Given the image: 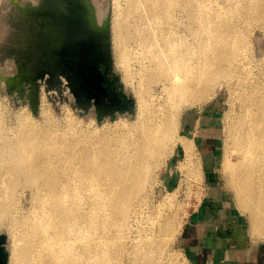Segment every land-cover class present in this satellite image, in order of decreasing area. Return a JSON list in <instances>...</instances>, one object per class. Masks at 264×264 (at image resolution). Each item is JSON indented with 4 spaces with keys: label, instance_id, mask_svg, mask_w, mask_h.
<instances>
[{
    "label": "bare ground",
    "instance_id": "6f19581e",
    "mask_svg": "<svg viewBox=\"0 0 264 264\" xmlns=\"http://www.w3.org/2000/svg\"><path fill=\"white\" fill-rule=\"evenodd\" d=\"M6 3L0 0V80L7 85L3 72L18 69L4 57L8 36L1 34L14 27ZM91 4L103 24L110 1ZM111 5L114 69L135 100L133 117L97 126L91 111L84 125L71 110L75 98L63 75L38 82L41 122L23 107L10 124L0 99V225L19 232L10 236L9 264H187L171 249L183 229V181L156 202L155 216L154 185L171 170L178 147L183 156L175 168L185 176L186 195L203 184L196 143L180 133L179 122L187 107L223 86L233 116L219 170L236 207L249 214L252 235L264 236V56L251 49L255 31L264 33V0ZM131 44L143 47L147 84L126 64ZM49 83L60 93L47 92Z\"/></svg>",
    "mask_w": 264,
    "mask_h": 264
},
{
    "label": "water",
    "instance_id": "95a60500",
    "mask_svg": "<svg viewBox=\"0 0 264 264\" xmlns=\"http://www.w3.org/2000/svg\"><path fill=\"white\" fill-rule=\"evenodd\" d=\"M25 3L29 14L16 23L12 46L3 51L4 57L17 64V80L23 82L21 97L26 84L32 92L33 114H39L38 82L47 74L53 79L65 76L75 98L73 108L84 115L93 111L99 124L107 118L114 121L119 115L134 114L135 100L125 93L114 69L110 16L100 25L91 0ZM5 79L8 89L12 83ZM49 84L47 92L57 89ZM6 243V236L0 235V264H9Z\"/></svg>",
    "mask_w": 264,
    "mask_h": 264
},
{
    "label": "rangeland",
    "instance_id": "374dc122",
    "mask_svg": "<svg viewBox=\"0 0 264 264\" xmlns=\"http://www.w3.org/2000/svg\"><path fill=\"white\" fill-rule=\"evenodd\" d=\"M110 1V9L109 14L112 15V0ZM25 2H29V0H8L9 6V13H12L14 17V27L12 32L17 30L16 23H19V19L24 20L25 18L23 15H28L29 11H27V7L25 6ZM70 4H66L69 6ZM7 6V5H6ZM13 8V10L10 9ZM8 9H6L8 11ZM110 15V17H111ZM5 33L1 34L3 37H7L6 43L12 46V40L15 38L13 33ZM5 35V36H4ZM253 44L252 48L257 51L259 54L264 56V33L263 31L257 30L254 33ZM5 42H2V44ZM14 46V45H13ZM130 55L126 59V64L129 69L135 73L139 72L141 78H138V82L141 84H147L143 73L146 75L150 72L151 67L148 66L149 63L145 59V52L143 47H139L137 45L131 44L130 46ZM116 70V69H115ZM140 70V71H139ZM122 71L118 73L119 77ZM2 76L7 77L11 80V85L7 89V85L5 82L0 80V99L2 105L9 109H6V113L8 116H11L10 124H14V117L16 111L18 112L23 107H28L31 110L29 95H32L30 89H28V85H25L26 92L21 97V89L22 83L17 80L18 79V71L14 69V71H4ZM24 85V84H23ZM218 89L216 94L213 95L212 98L204 100L201 104L196 106L187 107L184 110L183 115L180 118V133H183L185 136L189 137L188 139L194 140L196 143L197 149L200 154L201 162L203 163V155L206 152L212 155L213 159V166L215 167V172L218 170V176H216V180L214 182H207L206 176L204 174L203 177V184H200V187L194 186L192 188L191 194L189 196L186 195L185 189V176L180 173V170L175 168L177 167L178 162L182 158V150L178 147V156L174 155V157L169 161L171 163V170L165 172L163 170L161 174H159V178L157 179L155 186V191L153 192L154 195V203L150 205V211L152 215L157 214V203L163 201L166 194L170 191H173L175 188L182 183L181 192L178 194V201L183 204V208L180 210L181 220L183 223V229L181 233L177 236L174 242L171 245L172 252L179 253L178 255L182 256L183 261H187V264H199L195 260H193L191 256V252L188 251L187 242L185 240V236H187L190 226L195 223H202L205 217L209 218L215 217L216 219L219 218L221 222L227 224L229 221V225H232L233 231H237L236 239L242 241L239 247H244L247 249L250 254L256 256V263L263 264L264 263V236H260L258 234L252 235L250 230V220L248 213H242L239 208L236 207L235 197L231 190L228 189L226 186V182L220 173V165L222 163V158L224 154L225 144H226V133L228 129V124L232 119L231 114L232 107L230 99V93L228 92L227 88ZM226 90V91H224ZM49 91L56 92L55 89H51ZM130 95V94H127ZM132 98L133 96L130 95ZM6 97V99H4ZM229 97V98H228ZM62 99V97H60ZM228 98V99H227ZM3 99V102H2ZM134 99V98H133ZM6 100V101H5ZM49 104H51L52 109L54 111V115L56 117H62V112L56 109L53 105V102L48 100ZM75 101V100H74ZM206 101V102H205ZM229 101V102H228ZM27 104V105H26ZM75 102L73 103V105ZM71 105V110L77 117L80 119L84 125L87 123V119H89L91 113L84 115L80 114L78 110H75ZM236 107V106H235ZM234 107V109H236ZM20 108V109H19ZM9 110V111H8ZM8 111V112H7ZM75 111V112H74ZM12 112V113H11ZM15 112V113H14ZM32 112V111H31ZM11 114V115H10ZM134 114L125 116L127 119L133 117ZM188 115V117H186ZM231 115V116H230ZM13 116V117H12ZM37 116V117H36ZM35 118L41 122V118L39 114L36 115ZM58 117V118H59ZM133 119V118H132ZM202 119V120H201ZM96 125L101 126L105 123L110 124L112 123L111 120L104 121L103 124H99L97 121ZM187 123V124H186ZM183 130L181 127H183ZM234 159V158H233ZM204 170V169H203ZM207 173V171H206ZM181 180V181H180ZM180 195V196H179ZM156 196V197H155ZM157 202V203H156ZM4 234L7 238V250L10 255V250L8 248L10 238L12 239L13 235L19 236V232H15L10 234L6 227L0 225V235ZM12 236V237H10ZM249 246V247H248ZM177 251V252H176ZM259 254V255H258ZM185 258V259H184ZM234 261V263H232ZM241 259L233 260L231 257L229 260L220 261L219 259L213 261V264H241ZM207 264V263H202ZM211 264V263H208Z\"/></svg>",
    "mask_w": 264,
    "mask_h": 264
},
{
    "label": "crops",
    "instance_id": "0c3cea01",
    "mask_svg": "<svg viewBox=\"0 0 264 264\" xmlns=\"http://www.w3.org/2000/svg\"><path fill=\"white\" fill-rule=\"evenodd\" d=\"M212 163V155L206 152L203 155V167L207 182H214L215 175H219L218 170L215 172V167L212 168ZM228 223L229 221L225 224L219 218L208 216L203 219L202 223L192 224L188 228L189 232L185 240L193 260L199 264H213L215 263L213 261L218 259L225 261L232 257L233 260L241 259V264H257L256 256L249 253L250 249L248 251L244 247H239L242 241L236 239L237 231H233L232 225Z\"/></svg>",
    "mask_w": 264,
    "mask_h": 264
}]
</instances>
